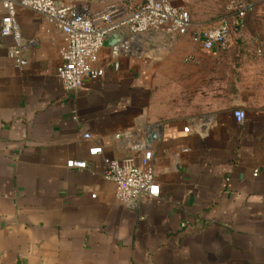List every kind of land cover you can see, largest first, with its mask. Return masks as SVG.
Listing matches in <instances>:
<instances>
[{
  "label": "crops",
  "instance_id": "1",
  "mask_svg": "<svg viewBox=\"0 0 264 264\" xmlns=\"http://www.w3.org/2000/svg\"><path fill=\"white\" fill-rule=\"evenodd\" d=\"M55 1L91 14L139 4ZM254 1L226 48L148 34L113 58L105 44L104 75L75 92L56 76L61 32L17 10L33 44L19 69L0 35V264H264V0ZM135 142L153 152L160 196L124 204L104 158L140 164Z\"/></svg>",
  "mask_w": 264,
  "mask_h": 264
},
{
  "label": "built area",
  "instance_id": "2",
  "mask_svg": "<svg viewBox=\"0 0 264 264\" xmlns=\"http://www.w3.org/2000/svg\"><path fill=\"white\" fill-rule=\"evenodd\" d=\"M223 1L225 13L211 25L194 31L190 12L171 0H143L124 12L111 8L95 14L79 9L76 4L55 0H0V35L12 39L8 56L17 68L23 69L28 65L24 53L33 41L23 38L17 10H30L54 25L63 37L56 76L65 91L75 92L84 85L86 79L104 75L97 64L105 42L112 34L122 35L121 40L111 47L113 58L132 54L138 44V37L148 34H160L167 38L189 36L194 44L208 52L226 48L231 33L247 27L257 5L254 0ZM234 118L237 123L243 124L245 112L235 110ZM190 130V127L185 128L187 133ZM84 139H90V135L85 134ZM134 148L144 150L140 164L133 158L121 161L104 158L107 166L105 179L114 185L117 199L124 204L160 196L157 173L151 164L153 152L145 149L144 144L137 143ZM103 153L101 147L89 150L91 157L102 156ZM67 167L85 170L88 163L70 161Z\"/></svg>",
  "mask_w": 264,
  "mask_h": 264
},
{
  "label": "rangeland",
  "instance_id": "3",
  "mask_svg": "<svg viewBox=\"0 0 264 264\" xmlns=\"http://www.w3.org/2000/svg\"><path fill=\"white\" fill-rule=\"evenodd\" d=\"M140 1L142 0H125V2H130L132 4L140 3ZM171 1L175 5L185 7L190 12L194 31L214 23L219 17H221L225 13V4L223 0Z\"/></svg>",
  "mask_w": 264,
  "mask_h": 264
},
{
  "label": "water",
  "instance_id": "4",
  "mask_svg": "<svg viewBox=\"0 0 264 264\" xmlns=\"http://www.w3.org/2000/svg\"><path fill=\"white\" fill-rule=\"evenodd\" d=\"M122 38V35L121 34H112L109 36L108 40L105 42V44H116L118 43ZM152 54V53H151ZM127 136H121L120 139L122 140H126L127 143H131V141L126 138ZM151 139H156V135L155 134H151L149 138H147V142L150 143L151 142Z\"/></svg>",
  "mask_w": 264,
  "mask_h": 264
}]
</instances>
